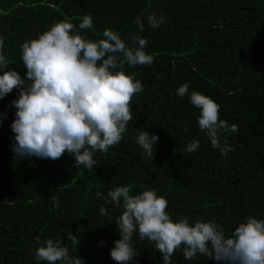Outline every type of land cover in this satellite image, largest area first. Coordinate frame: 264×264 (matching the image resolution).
Returning <instances> with one entry per match:
<instances>
[{
  "label": "trees",
  "instance_id": "16d2710c",
  "mask_svg": "<svg viewBox=\"0 0 264 264\" xmlns=\"http://www.w3.org/2000/svg\"><path fill=\"white\" fill-rule=\"evenodd\" d=\"M153 12L164 17L156 28L148 24ZM85 15L93 27L79 30ZM64 20L87 39H102L110 29L136 47L132 37L141 36L153 63L125 64L123 70L136 73L144 90L132 97L133 119L123 139L95 152L92 169L76 167L67 152L56 160L16 158L10 125L19 89L0 99V264H47L35 258L37 241L47 239L61 240L84 264H117L110 250L120 238L116 221L123 208L106 201L119 186L130 185L131 194L155 189L167 199L173 220L215 221L229 236L248 217L264 220V0H0L8 68L24 76L23 43ZM185 82L190 87L181 98L177 89ZM193 91L212 98L220 119L238 126L226 134L233 149L227 155L199 130ZM143 130L159 136L153 160L137 143ZM194 140L198 149L186 152ZM133 246L139 255L130 264H163L154 243L141 241L138 232ZM172 264L217 262L199 254L185 260L177 250Z\"/></svg>",
  "mask_w": 264,
  "mask_h": 264
},
{
  "label": "clouds",
  "instance_id": "9594fccd",
  "mask_svg": "<svg viewBox=\"0 0 264 264\" xmlns=\"http://www.w3.org/2000/svg\"><path fill=\"white\" fill-rule=\"evenodd\" d=\"M164 17L153 12L148 24L159 27ZM136 24L144 29L142 20ZM93 19L85 15L79 30L91 29ZM69 20L55 23L37 38L22 45V62L27 69L8 68L9 61L3 54L4 41L0 38V99L14 89L18 98L12 101L16 108L15 119L10 127L15 134L12 151L16 158L31 157L60 159L65 152L75 157V165L88 169L97 166L95 152H107L123 139L127 125L132 121L130 104L132 97L143 92L136 73H126L125 64L150 65L153 56L145 51L147 40L133 36L130 47L117 32L105 29L103 38H85ZM190 84L185 82L177 89L183 98ZM190 102L200 110L198 126L206 133L211 146L222 155L233 151L228 144V133L237 132L238 126L220 119V105L212 98L193 91ZM0 113V116H3ZM2 122V121H0ZM221 133H224L221 139ZM159 136L140 131L138 145L146 158L153 160ZM194 140L186 147L192 153L199 147ZM97 197L103 193L97 192ZM110 200L122 206L123 212L116 221L120 238L110 250L117 264H130L139 255L133 246V235L138 232L141 241L148 239L163 258V264H172V257L181 250L185 260L199 254L217 264H264V220L248 217L232 234L226 235L215 221L197 220L181 216L173 220L166 211L168 201L158 196L155 189L131 194V186H119L109 190ZM58 206V205H57ZM100 213L108 215L101 206ZM37 261L47 264H84L80 256H70L61 240L37 241ZM103 243V242H101Z\"/></svg>",
  "mask_w": 264,
  "mask_h": 264
},
{
  "label": "rangeland",
  "instance_id": "374dc122",
  "mask_svg": "<svg viewBox=\"0 0 264 264\" xmlns=\"http://www.w3.org/2000/svg\"><path fill=\"white\" fill-rule=\"evenodd\" d=\"M3 147H5V149H3V151H4V152H7L5 143H3V145H2V148H3ZM8 149H9V151H11L12 147H11V149H10V147H9Z\"/></svg>",
  "mask_w": 264,
  "mask_h": 264
}]
</instances>
